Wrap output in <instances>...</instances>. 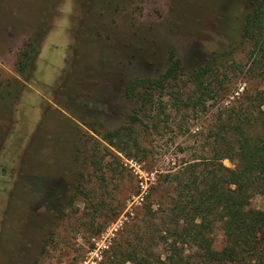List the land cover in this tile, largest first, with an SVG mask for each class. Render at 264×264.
Instances as JSON below:
<instances>
[{
  "label": "rangeland",
  "instance_id": "374dc122",
  "mask_svg": "<svg viewBox=\"0 0 264 264\" xmlns=\"http://www.w3.org/2000/svg\"><path fill=\"white\" fill-rule=\"evenodd\" d=\"M250 6L0 0V264H122L118 249L136 233L142 196L157 172L199 148L215 109L171 113L160 118L158 132L144 118L148 171L135 150L130 158L102 139L140 106L124 88L162 73L170 49L188 70L229 50L225 67L243 61L240 32ZM41 31L32 65L21 72L25 42ZM93 160L111 161V171L94 169ZM251 205L264 210V197L254 194Z\"/></svg>",
  "mask_w": 264,
  "mask_h": 264
},
{
  "label": "trees",
  "instance_id": "16d2710c",
  "mask_svg": "<svg viewBox=\"0 0 264 264\" xmlns=\"http://www.w3.org/2000/svg\"><path fill=\"white\" fill-rule=\"evenodd\" d=\"M249 2L240 32L247 47L243 61L230 59L225 67L229 50L188 70L170 49L162 73L131 79L124 88L140 106L130 122L102 139L130 158H136L135 150L148 171L144 118L158 132L160 118L171 113L215 109L200 132L199 148L157 172L142 196L136 233L118 247L122 264H264V210L251 205L254 194L264 197V0ZM43 33L25 42L18 57L21 72L31 67ZM92 164L96 170L112 169L111 161Z\"/></svg>",
  "mask_w": 264,
  "mask_h": 264
}]
</instances>
